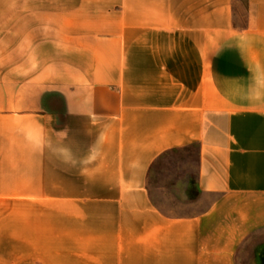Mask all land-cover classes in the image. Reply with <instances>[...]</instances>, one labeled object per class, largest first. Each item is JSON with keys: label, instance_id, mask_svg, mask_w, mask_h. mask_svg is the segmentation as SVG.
I'll use <instances>...</instances> for the list:
<instances>
[{"label": "crops", "instance_id": "obj_1", "mask_svg": "<svg viewBox=\"0 0 264 264\" xmlns=\"http://www.w3.org/2000/svg\"><path fill=\"white\" fill-rule=\"evenodd\" d=\"M0 264H264V0H0Z\"/></svg>", "mask_w": 264, "mask_h": 264}, {"label": "rangeland", "instance_id": "obj_2", "mask_svg": "<svg viewBox=\"0 0 264 264\" xmlns=\"http://www.w3.org/2000/svg\"><path fill=\"white\" fill-rule=\"evenodd\" d=\"M195 184L196 147L162 157L154 165L149 178L153 202L171 215L194 214L212 202L213 198L196 191Z\"/></svg>", "mask_w": 264, "mask_h": 264}]
</instances>
